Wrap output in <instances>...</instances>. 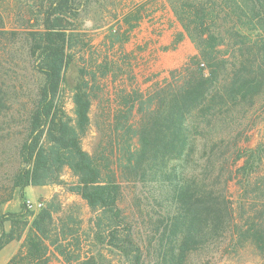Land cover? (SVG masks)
Returning a JSON list of instances; mask_svg holds the SVG:
<instances>
[{
    "label": "trees",
    "instance_id": "16d2710c",
    "mask_svg": "<svg viewBox=\"0 0 264 264\" xmlns=\"http://www.w3.org/2000/svg\"><path fill=\"white\" fill-rule=\"evenodd\" d=\"M33 1L42 8L39 28L21 33L6 29L0 2V119L9 102L6 90L17 94L16 88L9 86L12 66L18 72L29 69L42 81L25 115L24 131L4 136L0 129V143L16 136L19 140L14 147L18 166L8 179L10 187L2 203L11 201L16 190L23 200L26 188L55 182L68 168L78 178L73 190L87 205L101 211L114 226L126 227L122 245L116 244L120 234L114 230V246L131 264H145V250L135 223L121 207L127 184L141 191L134 197L137 211L150 233L161 234L162 241L166 240L176 264H191L196 253L219 246L230 258L248 251L259 258L255 264H264V145L241 146L236 139L243 131L233 135L232 130L211 129L215 120L222 123L227 118L223 111H210L216 100L225 104L226 96L218 93L211 97L213 79L205 75V65L216 67L214 52L221 41L213 28L221 26L218 22L257 26V20L264 24V0H181L174 7L176 15L187 34L199 40L200 56L150 92L135 90L133 95H121L119 106L99 124L93 154L82 146L92 124V101L85 84L74 95L75 123L59 101L66 71L75 59L68 27L72 0ZM231 37L239 38L236 33ZM182 40L183 35L176 44ZM19 44L21 58L15 49ZM258 51V57L264 58V43ZM215 74L216 70L212 76ZM236 76L243 84L228 92L231 101L259 96L260 83L255 81L257 76L264 78L262 68ZM18 77L25 81L23 73ZM201 104L204 109L194 111ZM227 137L235 142L224 144ZM232 183L242 192L238 202L230 195ZM22 209L0 215V251L21 238L15 228L20 224L16 217H26L27 208L23 205ZM6 222L12 224L8 233ZM54 228L51 209L39 212L23 248L7 264H51V247L67 264H99L94 256L70 258L67 247L54 236Z\"/></svg>",
    "mask_w": 264,
    "mask_h": 264
},
{
    "label": "rangeland",
    "instance_id": "374dc122",
    "mask_svg": "<svg viewBox=\"0 0 264 264\" xmlns=\"http://www.w3.org/2000/svg\"><path fill=\"white\" fill-rule=\"evenodd\" d=\"M0 2L6 17V29L21 33L39 28L40 21L37 19H41L42 8L38 7V2ZM180 3L181 0H72L74 10L68 16V27L75 59L66 71L59 101L67 117L75 123L74 95L80 85L85 84L86 93L92 101V124L82 139V146L88 153H94L99 140V124L106 120L109 111L119 106L121 95H133L135 90L150 92L157 84L171 81L175 71L191 66L200 56L199 40L195 41L187 34L176 15L174 7ZM255 22L257 26L218 22L221 26L213 28V33L221 36L214 52L219 67L216 69V64L214 69H210L205 65V75H211L213 79L209 90L211 97L218 93L226 96L225 104L219 105L217 102L220 100H216L210 111H223L227 118L222 123L215 120L211 129L218 132L232 130L233 135L243 131L236 142L253 147L264 145V78L257 76L255 82L260 83L261 91L252 100L231 101L228 92L243 84L237 73L244 74L253 68L255 71L257 68L264 70V58L258 57V48L264 43V24ZM235 33L239 38L231 37ZM181 35L183 40L176 44ZM240 41L246 44L242 46ZM21 47V44L15 47L18 58L22 57ZM12 68L17 74L11 75L9 86L16 88L17 94L6 90L9 102L0 119L1 135L4 136L24 131L25 115L31 109L33 96L42 82L29 69L18 72V69ZM215 70L217 74L212 76ZM21 73L25 75V81L19 80ZM204 107L201 104L194 111H202ZM18 142L16 136L0 143V215L20 213L24 205L27 208L26 217H16L20 224L15 233H20L21 238L11 242L8 249L0 253V264L11 251L10 258L3 264H7L23 248L33 220L44 209L53 212V234L67 247L70 258L94 256L99 264H131V259L114 246V230L117 229L120 234V241L116 244L122 245L126 227L114 226V222L104 217L101 211H93L87 205L73 190L79 184L78 178L68 168L62 170L55 182L26 188L23 200L20 190H16L11 201L2 203L10 187L8 179L18 166L14 149ZM227 142H235V138L230 140L227 137L224 144ZM138 193L141 191L133 185H124L121 207L135 223V231L143 240L145 264H176L166 240L162 241L163 236L150 233L140 217L134 200ZM230 195L234 202L241 199L242 192L235 183L230 185ZM4 229L10 232L11 222H6ZM222 242L225 243V240ZM50 251L51 264H67L65 258L54 252V248L51 247ZM258 260L248 251L242 256L230 258L224 247L219 246L196 253L191 264H255Z\"/></svg>",
    "mask_w": 264,
    "mask_h": 264
},
{
    "label": "crops",
    "instance_id": "0c3cea01",
    "mask_svg": "<svg viewBox=\"0 0 264 264\" xmlns=\"http://www.w3.org/2000/svg\"><path fill=\"white\" fill-rule=\"evenodd\" d=\"M6 249H8V246H6L2 251H0V253H2V252H3L4 250H6ZM11 254H12V251L10 252L9 256H10ZM9 256H7V258L4 259L3 262H2L1 264L5 263L6 260H8V259L10 258Z\"/></svg>",
    "mask_w": 264,
    "mask_h": 264
}]
</instances>
